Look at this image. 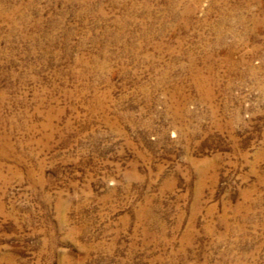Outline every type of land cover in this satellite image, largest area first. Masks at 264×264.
I'll return each mask as SVG.
<instances>
[{"label": "rangeland", "instance_id": "rangeland-1", "mask_svg": "<svg viewBox=\"0 0 264 264\" xmlns=\"http://www.w3.org/2000/svg\"><path fill=\"white\" fill-rule=\"evenodd\" d=\"M0 264H264V0H0Z\"/></svg>", "mask_w": 264, "mask_h": 264}, {"label": "bare ground", "instance_id": "bare-ground-1", "mask_svg": "<svg viewBox=\"0 0 264 264\" xmlns=\"http://www.w3.org/2000/svg\"><path fill=\"white\" fill-rule=\"evenodd\" d=\"M251 14V13H250ZM253 17V16H252ZM263 17V16H262ZM263 20V19H262ZM255 22V21H254ZM257 30V29H256ZM208 94V93H207Z\"/></svg>", "mask_w": 264, "mask_h": 264}]
</instances>
